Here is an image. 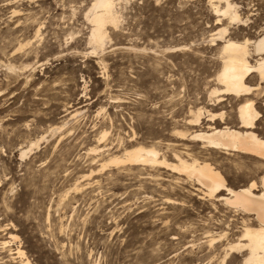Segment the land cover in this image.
Here are the masks:
<instances>
[{
  "label": "rangeland",
  "instance_id": "obj_1",
  "mask_svg": "<svg viewBox=\"0 0 264 264\" xmlns=\"http://www.w3.org/2000/svg\"><path fill=\"white\" fill-rule=\"evenodd\" d=\"M94 1L0 0V241L18 236L0 264H241L247 249L223 263L224 250L253 216L200 198L170 167L102 164L144 145L172 163L176 152L211 158L233 188L258 178L250 157L177 133L210 113L240 126L247 97L264 136L257 73L247 83L259 92L211 93L224 40L264 36V0H230L239 22L213 11L223 0H115L102 48L89 41ZM17 245L23 261L9 254Z\"/></svg>",
  "mask_w": 264,
  "mask_h": 264
},
{
  "label": "bare ground",
  "instance_id": "obj_2",
  "mask_svg": "<svg viewBox=\"0 0 264 264\" xmlns=\"http://www.w3.org/2000/svg\"><path fill=\"white\" fill-rule=\"evenodd\" d=\"M223 1L226 3L224 7L212 3L213 11L228 16L231 21L239 22L240 16L234 4L230 0ZM115 2V0H95L92 5L89 18L93 28L89 41L96 48H102L105 43L107 38L106 25L116 26L118 24V17L114 10ZM226 34H228V27L225 26L219 33L220 39L225 38ZM212 40L214 41L213 38ZM253 52L259 56L254 59V63L250 60ZM220 54L222 67L217 74V80L223 87L213 90L211 92L213 95L242 97L249 95L253 90L260 91V84L253 87L247 83V79L252 74L257 73L260 82H264V36L258 40L246 38L243 41L227 38L221 46ZM216 101L221 103L224 100L222 96H218ZM255 104L253 99L244 98L237 109V117L240 123L238 127L233 128L227 125L223 121V113H210L207 118L210 123L205 128L177 133L182 137V140L189 138L195 142V146L199 144L201 149L226 155L240 153L253 159L256 162L254 170L258 174V178L252 179L244 186L233 188L229 185L224 173L211 158H197L189 152H187L186 157L184 154L176 152L174 157L177 162L172 163L164 157L160 158L159 151L153 146L135 145L126 149L122 156L111 157L107 164H102V167L108 164L120 165L123 163L170 167L195 186L194 190L201 193L200 198L206 199L208 197L211 200H220L223 205L235 211L241 210L248 216H253V219L247 218L243 221L245 226L242 230L241 240L246 242L242 243L241 240L237 242V240L227 246L222 262L224 263L229 256V251L235 253V251L243 248V250L247 249L248 253L242 257L241 264H264V136L256 130L257 122H259L257 120L261 114L255 108ZM217 119H220L224 125L217 126ZM201 124V112L198 110L193 119H189V125L197 127ZM35 145L37 143H32L29 149H26L27 151L23 150L20 153L21 157L26 156ZM223 192L224 194H222ZM10 239L9 241H0V252L1 250L5 251V248L17 240L18 236L11 234ZM210 242H214V239H211ZM8 251L12 259L13 256H17L23 261L25 251L20 245L15 248L10 247Z\"/></svg>",
  "mask_w": 264,
  "mask_h": 264
}]
</instances>
